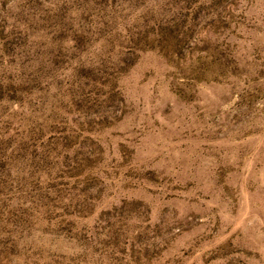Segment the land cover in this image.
Instances as JSON below:
<instances>
[{"label": "rangeland", "instance_id": "obj_1", "mask_svg": "<svg viewBox=\"0 0 264 264\" xmlns=\"http://www.w3.org/2000/svg\"><path fill=\"white\" fill-rule=\"evenodd\" d=\"M0 264H264V0H0Z\"/></svg>", "mask_w": 264, "mask_h": 264}]
</instances>
